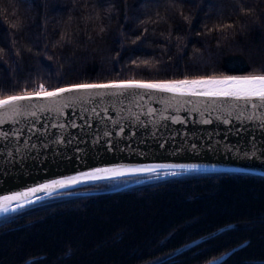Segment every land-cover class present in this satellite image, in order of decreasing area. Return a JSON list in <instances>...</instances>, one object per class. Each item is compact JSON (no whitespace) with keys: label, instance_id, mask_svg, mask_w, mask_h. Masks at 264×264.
<instances>
[{"label":"trees","instance_id":"16d2710c","mask_svg":"<svg viewBox=\"0 0 264 264\" xmlns=\"http://www.w3.org/2000/svg\"><path fill=\"white\" fill-rule=\"evenodd\" d=\"M260 73L264 0H0V97ZM0 230V264H202L231 248L215 264H264V175L99 180L0 216Z\"/></svg>","mask_w":264,"mask_h":264},{"label":"water","instance_id":"95a60500","mask_svg":"<svg viewBox=\"0 0 264 264\" xmlns=\"http://www.w3.org/2000/svg\"><path fill=\"white\" fill-rule=\"evenodd\" d=\"M208 171L264 175V73L0 97V215L99 180Z\"/></svg>","mask_w":264,"mask_h":264},{"label":"rangeland","instance_id":"374dc122","mask_svg":"<svg viewBox=\"0 0 264 264\" xmlns=\"http://www.w3.org/2000/svg\"><path fill=\"white\" fill-rule=\"evenodd\" d=\"M3 97V96H2ZM110 185L109 184H106L105 185V187H104V190H110ZM9 213H12V211L11 212H6V213H3V214H1V215H7V214H9ZM40 218H42V217H40ZM2 231H5V230H0V233H2ZM194 243H196V241L195 242H190V243H188L187 245H186V247L187 246H189V245H194ZM244 244V243H243ZM240 245H242V243H240V244H238V245H236L237 247H240ZM229 252H231V251H233V248H231L230 250H228ZM227 251V252H228ZM229 253H227V255H228ZM227 255H225V256H227ZM219 257V256H218ZM205 263V262H204ZM204 263H202V264H204Z\"/></svg>","mask_w":264,"mask_h":264}]
</instances>
